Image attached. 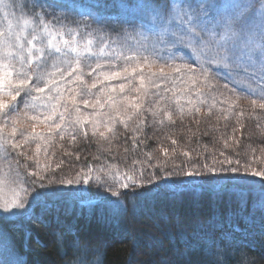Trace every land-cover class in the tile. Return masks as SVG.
<instances>
[{
	"label": "snow or ice",
	"instance_id": "obj_1",
	"mask_svg": "<svg viewBox=\"0 0 264 264\" xmlns=\"http://www.w3.org/2000/svg\"><path fill=\"white\" fill-rule=\"evenodd\" d=\"M92 8L113 12L114 15L108 19L125 25L122 28L125 43L135 40L139 45L137 50L126 56L115 50L109 52L106 51L107 42L97 49L91 33L82 34L79 24L70 27L63 22L68 11L82 16L87 13L92 17ZM94 19L99 22L101 17L96 15ZM158 48L166 49L168 55L161 56ZM145 52H150V55H144ZM106 56L122 60V67L120 64L100 63L99 60ZM92 57L98 61L94 67L84 63ZM160 59L165 63L157 67ZM85 67L89 68L87 73ZM221 72L226 74L230 83L242 86L246 95L257 97L250 101L253 113L256 109L264 110V0H106L103 4L89 5L67 0H0V160L9 161L7 168L0 163V210L13 216L43 220L60 201L91 206L96 201L90 199L93 194L89 189L63 186L89 185L92 181L106 188L112 197H118L120 192L113 190L106 178L117 184L119 189L152 185V188L140 192L141 199L153 191L158 192L161 185L154 181L160 180V177L151 173L150 179L144 180V164L148 163L162 172L166 164L158 162L151 165L155 157L150 152L144 154L146 161H133L132 168L125 172H121L116 165L97 169L89 166L86 171L77 172L74 178L48 179L45 184V173L55 172L60 166L52 169L50 165L40 163L41 146L47 154L56 136L61 141L67 136L69 142L75 144L78 135L87 139L89 131L93 137L98 133L101 139L111 143L120 136L118 125L127 130L129 123L138 118L131 130L135 150L139 147V136L145 124L140 117L145 111L150 89L154 88L155 94L159 95L160 84L157 81L184 85L181 94L172 98L180 120L186 114L199 115L201 106L206 104V116H211L215 109L227 120L234 108L239 107L241 96L236 94L235 88L228 89L226 84L225 90L232 92L235 99L221 101L228 104L227 109L217 106V96L212 93L218 85L213 78ZM86 75L94 78L91 88L87 87ZM118 80L127 83H120L118 88L103 87L104 82ZM136 81L139 87L135 89V96L117 99L119 94L132 90L131 86ZM97 84L101 85L100 91L107 94L106 103H102L100 97L94 102L88 99L82 102L94 109L97 105L101 109L107 106L114 112L103 120L98 118V112L89 116L82 115L80 111V99L91 95ZM169 90L165 88V92ZM210 97L211 103L208 104ZM166 99L165 96L160 97L161 101ZM181 99L186 104L181 103ZM148 111L152 117H160L157 122L161 125L176 122L173 111L163 104L157 103ZM239 115H244L243 109ZM26 121L31 122L30 131L25 126ZM101 126L104 131H100ZM18 136L22 138L19 141ZM32 143H36V150L35 155L30 157L27 148ZM172 143L175 145L176 141L172 140ZM223 147L228 149L232 145L225 140ZM161 151L166 158L175 156V150L171 157L167 148ZM13 152L16 155L15 169L9 160ZM182 154L190 157L186 151ZM20 157H24L23 165L20 164ZM29 160L34 162L36 170L28 171L27 177H24L19 169H27ZM224 162L229 167L217 166V163ZM136 165H140L139 175ZM218 172L240 173L241 168L231 167L230 158L225 156L222 162L204 164L202 171L192 165L189 170L181 168L164 172V175L193 177ZM243 172L244 175L210 177L200 181H165L164 187L211 183L220 185L223 190L228 185H247L246 192H229L228 199L234 201L240 210L247 209L251 201L264 212V170L245 166ZM249 174L261 179L250 180L247 178ZM5 191L9 195H5ZM224 198L223 195L216 198L215 211H219ZM99 199L110 207H125L121 201H113L107 196L101 195ZM55 242L58 247H63L61 235H57ZM0 264H7V261H0ZM241 264H249L246 257Z\"/></svg>",
	"mask_w": 264,
	"mask_h": 264
},
{
	"label": "trees",
	"instance_id": "obj_2",
	"mask_svg": "<svg viewBox=\"0 0 264 264\" xmlns=\"http://www.w3.org/2000/svg\"><path fill=\"white\" fill-rule=\"evenodd\" d=\"M76 1L80 4L84 0ZM105 2L101 0L100 4ZM95 10L104 11L108 16L99 22L91 18V27L83 25L81 15L73 11L67 12L66 21L63 22L70 27L79 24L82 34L85 33V26L91 31L95 30V34L115 36L124 33L122 28L125 25L108 19L114 15L113 12L105 8ZM221 125L230 131L228 138L232 140V147L208 150L207 144L216 145L217 136L222 139L218 131L221 128L220 120L197 122L186 119L181 124L176 120L174 126L169 128L171 137L179 142L188 141V148L177 147L174 157H171L173 150L170 151L169 159L174 162L172 165L165 162L163 172L181 168L189 170L192 165L209 164L211 161L222 162L225 156L230 160H240L255 155V158L264 160V131L259 132L248 119H234ZM128 137H121L122 151L118 156L121 172L131 169L133 161H146L145 153L150 152L155 157L151 165L160 162L156 160V155L162 152L157 144L160 138L158 132L152 129L143 132L139 147L135 150L131 145L132 138L129 137L131 141H128ZM81 139L73 146L59 147L60 159L67 169L65 173L76 163L89 167L98 162L95 157L105 155L96 153L98 149L93 139L84 142ZM249 144L252 150L246 151L245 145ZM125 148L128 149L127 153ZM185 151L190 157L182 154ZM144 166V180L150 179L151 173L156 176L163 174L159 168H153L148 163ZM139 168L136 165L137 175ZM196 169L200 168L196 166ZM20 171L22 176L27 177L30 168L21 167ZM203 178H206L204 174L185 176L183 181L207 180ZM154 183L161 185L160 190L153 191L143 199L140 192L152 188V185L119 189L118 197L101 194L113 201H121L125 207H110L100 201L101 195H96L91 196L96 201L91 206L57 202L43 220L0 213V239L8 244L20 264H241L245 257L249 264H264V212L251 201L247 209L240 210L234 201L228 199L229 192H246L247 185H228L222 190L220 185L211 183L181 184L175 188L164 187L160 180ZM220 195L225 198L219 205V211H215L214 201ZM39 211L37 208V214ZM57 235L63 237V247L57 246Z\"/></svg>",
	"mask_w": 264,
	"mask_h": 264
},
{
	"label": "rangeland",
	"instance_id": "obj_3",
	"mask_svg": "<svg viewBox=\"0 0 264 264\" xmlns=\"http://www.w3.org/2000/svg\"><path fill=\"white\" fill-rule=\"evenodd\" d=\"M67 2H75L78 3L79 1L76 0H68ZM89 0H84V1H80V4L83 5H89V4H95V3H100L101 0H94L92 1V3H88ZM96 9V8H95ZM94 8L91 9L93 16L90 17L87 15V13H85L83 16L81 15V19L83 25H87L90 26V21L91 18L94 19V17L96 15H99L102 18H106L108 16L107 13H105L104 11L101 12L100 10L97 12ZM110 15V14H109ZM100 19V20H101ZM66 21V20H65ZM84 34L87 33H91L93 38L96 41L95 44V48H99L102 44H104L105 42L108 43V48L106 49V51H117V52H121L123 55H130L132 51H136L137 48L139 47V45L136 43L135 40H129L127 43H125V39H124V33L121 34H116L115 36H108L106 34H95L94 32H96L95 30L91 31V28H87L86 26L84 27ZM138 39V38H137ZM157 51L159 52V54L161 56H167V50L163 49L161 50V48H158ZM144 55H150V52H145L143 53ZM155 58V57H153ZM97 59L95 57H92L88 60H86L84 63L86 65H91L92 67L95 66V64L97 63ZM100 63H111V64H120L121 67L123 65V61L122 60H116L115 57H102L99 60ZM176 63H181L182 61H175ZM189 63H191L192 61H187ZM165 63V60L160 59L157 61V67L159 66V64H163ZM107 70V69H105ZM112 70H117L115 68H113ZM89 71L88 67H85V73H87ZM215 71V70H214ZM85 79L87 81V87L91 88L92 83L94 82V78L91 76L86 75ZM213 82L216 83L218 85V88L212 93V95L217 96V106L219 108H223V109H227L228 104L227 103H221V101L223 100H233L235 99V95H233L232 92L225 90L224 85L227 84L228 89H233L235 88L236 90V94L241 96V99L238 101L239 107L234 108L233 113L230 115V117L225 120L223 117V114L218 113L215 109H213L212 115L211 116H206L205 113L207 112V104L206 105H202L201 106V112L199 115L196 116H192V115H185L184 120L186 119H190V120H194V121H198V120H202V121H214V120H220V126L218 131L220 133V136L222 135V139H219L218 136L216 138V141L214 142V144L216 145H212V143L207 144L208 150L209 149H214V148H223V144L224 141L227 140L229 144H231L232 140L228 138L230 131L227 129L226 126L221 125L224 124L226 122H230V121H234V119L236 120H242V119H248L249 122L251 123L252 126L256 127L257 130L260 131H264V110H260V109H256L255 112L253 113V110L250 106V101L254 98L257 97H253V96H249L246 95L245 92L242 91V86L240 85H235L232 84L228 81V79L226 78V74L224 72H221L219 75L214 76L213 78ZM120 83H127V81H123V80H118V81H111V82H104L103 87L105 89L111 88L113 86L115 87H119ZM157 83L160 84V90H159V95H156L155 92L156 90L150 89V95L147 97V100L145 102L144 108L145 111L141 114L142 119H144L145 124L143 126L142 132L140 133L139 138H141V136L143 135V132H145L146 130H154L156 132L159 133L160 138H158L157 140V144H158V148L161 150L162 148H167L169 153L170 151L176 149L177 147H181V148H188V141H177L176 139H173L172 136V132L169 131V128L171 126H174V124H168L167 122H165L164 125L159 124L157 121L160 119V117H152V115L150 114V112L148 111V109L154 108L157 103L163 104L166 108H168L169 110L173 111L174 114V119L177 120L179 122V124H181V121L177 116H176V105L174 100L172 99L174 97V95H180L181 94V89H183L184 85L177 83L175 85H173L170 81H157ZM73 87H75V85H73ZM139 87V83L138 81L134 82L133 85L131 86L132 90H126L125 93L123 94H119L117 96V99H122L123 96H135L137 93L135 91L136 88ZM101 85L97 84L95 89H92V94L91 95H84L82 99H80V111L82 115H92L94 112H98L100 113L99 115V119L103 120L105 118L106 115L111 116L114 115V112L111 111L107 106L103 109L99 108V106L97 105L96 108H92V107H86L83 104V99H88L90 102H94L97 97H100L101 102L102 103H106L107 101V94L106 93H102L100 91ZM165 88L170 89L169 91L165 92ZM161 96H165L167 97V99L165 101H161L160 97ZM193 98L194 94H193ZM183 104H186V101L184 99H181L180 101ZM211 103V97L208 100V104ZM243 109L244 111V115L241 117L239 115V113L241 112V110ZM21 111H23V108L21 106ZM14 115V114H13ZM258 117V118H257ZM138 118H134L130 123H129V128L127 130H125L123 128V125H118V131L120 132V136L115 139L112 140L111 143H109L106 140H103L99 137V134L97 133V135L95 137L92 136L91 131H89L88 134V138L87 139H93L94 143H96V147H97V151L96 153H104L105 155L103 157H100L101 155H99V157H95L98 158V162L90 164L91 167H93L94 169H97L101 166H104L105 168H107L108 165H116L117 167H119V160L120 158H118V156L120 155V152L122 151V145H121V140H122V136H129L130 138H132V136L134 135V133L131 131L133 127H135L136 122H137ZM58 122V121H57ZM176 123V122H175ZM30 121H26L25 122V126L28 127V130L30 131ZM212 124V123H211ZM259 125V127L257 126ZM41 128H43V125H40ZM89 129L91 127V125L88 126ZM239 127V126H238ZM10 128V126H9ZM100 131H104L103 126L100 127ZM221 131V132H220ZM216 132V131H215ZM174 134V133H173ZM215 134V133H214ZM232 136V134H231ZM128 137V138H129ZM181 136H179L180 138ZM82 138V139H81ZM128 139V141H131V139ZM240 138V137H238ZM20 139H22L21 137H17V140L19 141ZM81 139V142L86 141L87 139H84L81 135L77 136V140ZM172 140H176V144L174 145L172 143ZM220 140V142H219ZM88 141V140H87ZM77 143V142H76ZM75 143V144H76ZM74 144V145H75ZM73 146L72 143L69 142V137H65V139L63 141L60 140L59 136H56L54 138V143L51 144V146L48 148L47 154L43 151V145L42 150L39 153L38 159L40 161V163L43 164H48L50 165V168L52 169H56V166L59 165L60 167L58 169H56L55 172H48L45 173L46 179L44 180V183L47 184V180L48 179H70V178H74L77 172H80L81 170H87L88 167H86V165L83 166L84 163H76L72 168L69 169V171L67 173H65L67 171L66 169V165L64 164V162L61 161V156H60V149L59 147L61 146ZM133 145V144H131ZM144 147V146H143ZM206 147V148H207ZM145 148V147H144ZM246 151H250L252 150V146L249 145H245ZM58 150V152L55 154L54 152H56ZM35 150H36V143H32L28 146L27 148V154L28 156H34L35 155ZM220 156V155H219ZM242 158V157H239ZM9 160L12 163V167L13 169L16 168V155L13 152L9 158ZM20 164H24L25 160L24 157H20ZM156 160H160V162H168V165H172L174 160H170L169 158L164 157L163 153L161 152L160 155H156ZM216 160V159H214ZM96 161V160H95ZM140 161H143L142 159ZM264 160H262L259 157L255 158V155L251 156V157H246V158H242L240 160H238V158L235 159H231V163H232V167H240L241 168V172L240 173H224V172H218V173H207L204 174L206 178L203 179H209L210 177H214V178H222L225 176H231V175H244L243 172V168L245 166H248L250 169L251 168H255L257 171H262L264 170V162H262ZM94 162V161H93ZM171 162V163H170ZM214 161H211L208 165H212ZM217 162V161H215ZM219 162V161H218ZM0 163L5 165V168H7V164L9 163V161L7 160H0ZM81 164V165H80ZM166 164V163H165ZM28 165L30 168V171H34L35 169V164L32 160L28 161ZM204 165V164H203ZM203 165H199L197 164L196 166L200 169H197L199 171H202V166ZM220 165V166H219ZM222 165H226L229 166L227 163H217L218 167H226V166H222ZM140 167V165H139ZM145 167V166H144ZM187 170V169H184ZM20 171V169H19ZM21 173V171H20ZM69 175L67 176L66 174ZM145 173V171H144ZM62 174H64L63 176H61ZM157 174V173H156ZM22 175V173H21ZM158 177H160V181L162 184L165 183V181L168 182H178V181H183L185 176H171V177H166L163 174L158 173L157 174ZM248 179L250 180H258L261 179L260 177H254L251 176L250 174L247 176ZM107 180L108 184L112 185L113 190H119L118 185L115 184L113 181L111 180ZM186 181V180H185ZM56 187H59V185H56ZM63 187L65 188H85V189H89L90 192L93 194L91 196H96V195H101V194H110L109 191H106V188L104 187H100L99 185H97L94 181L90 182L89 185H64ZM5 195H9V193L7 191H5L4 193ZM90 199H92V197H90ZM15 211V210H14ZM0 213H4L2 210H0ZM7 214V213H6ZM10 215V214H8ZM18 257L14 256L13 253L11 252V249L9 248L8 244H5V242L0 239V261H7V264H20L19 259H17Z\"/></svg>",
	"mask_w": 264,
	"mask_h": 264
}]
</instances>
